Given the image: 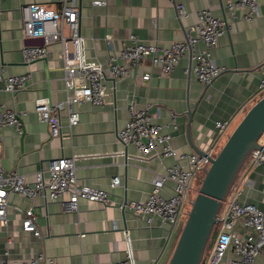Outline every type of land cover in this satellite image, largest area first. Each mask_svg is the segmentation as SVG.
I'll return each mask as SVG.
<instances>
[{
	"label": "crops",
	"instance_id": "crops-1",
	"mask_svg": "<svg viewBox=\"0 0 264 264\" xmlns=\"http://www.w3.org/2000/svg\"><path fill=\"white\" fill-rule=\"evenodd\" d=\"M32 1L49 9L60 8L59 0H0V71L30 73L25 90L14 94L0 91V114L5 107L13 108L22 122L20 134L13 127H0V157L5 170L16 169L28 180L50 159L73 156L80 183L105 189L113 198L143 199L154 173L162 172L174 159L157 153L141 154L133 145L118 140L117 131L127 120L129 101L137 107L148 103L154 121L160 124L166 123L173 111L177 127L171 132V145L178 151L195 153L190 142L204 154L212 146L218 148L228 130L237 125L262 93L257 86L264 72V0H258V15L247 21L244 11L237 10L229 31L212 50L223 71L209 84L200 83L189 70L190 53L170 74L153 68L147 81L134 76L106 77L103 105H73L79 110L78 124L70 133L64 127L61 137L51 138L47 126L38 120L33 102L43 96L52 101L65 98L62 62L57 43L49 47L43 59L34 63L22 59L21 47L38 42L23 38L21 33L19 6ZM76 1L81 15L82 62L92 66L104 65L108 55L120 49L130 34L160 46L183 39L187 27L196 22L200 8H209L220 19L229 16L225 0H103L102 5ZM178 4L185 8V15L177 13ZM149 69L146 60L135 73ZM191 109L194 112L189 123L187 112ZM61 118L65 124V111ZM224 119L230 124L217 136L215 122ZM261 138L264 144V134ZM242 171L241 177L254 182L248 200L264 208V167L251 168L247 161ZM114 175H119L121 181L111 188L109 182ZM170 191L168 186L163 188V193ZM10 200L8 224L0 225V258L5 251L10 260L27 259L44 251L57 264H113L130 254L134 264H166L176 240V233L167 240L165 227L145 226L139 217L98 202L80 199L77 211H63L57 201L43 198L28 201L12 195ZM14 206H31L38 218L40 237L22 230L21 215Z\"/></svg>",
	"mask_w": 264,
	"mask_h": 264
},
{
	"label": "built area",
	"instance_id": "built-area-1",
	"mask_svg": "<svg viewBox=\"0 0 264 264\" xmlns=\"http://www.w3.org/2000/svg\"><path fill=\"white\" fill-rule=\"evenodd\" d=\"M60 8L53 10L36 2L22 3L21 33L23 38L39 40V43L24 44L20 51L25 63H34L47 56L49 47L57 43L62 62L65 98L52 101L49 96L34 99V111L38 120L48 128L51 138H59L64 127L70 133L79 122V110L73 105L89 102L91 105H103L106 95L105 78L127 79L139 77L147 81L151 70L157 68L162 74H170L178 66L179 60L190 53L189 70L202 84H209L222 71L212 55L220 38L229 31L230 24L237 18L236 11L243 10V18L252 21L258 15V0H225L228 18L214 16L209 8L196 11V22L189 25L184 38L173 40L168 46L157 43L147 44L135 34H130L122 47L111 52L104 65H85L81 56L80 5L76 0H59ZM93 5L104 4L103 0H90ZM180 16L186 14L183 5H177ZM107 36L106 40L109 41ZM113 50V49H111ZM148 61L149 70L137 74L135 71L144 61ZM264 69V62L262 63ZM30 73L4 74L0 71V91L17 93L28 87ZM258 92L264 91V72L260 77ZM149 104L137 107L133 101L127 104L128 117L117 131V138L124 145L131 144L144 155L157 153L172 157L174 162L156 172L151 180V188L143 199L113 198L102 188L80 183L75 173L73 156H58L50 159L46 166L27 177L16 169L5 170L0 157V225L7 226V207L11 205L10 196L20 195L28 201L43 198L45 201H57L63 211H77L80 199L101 203L104 207L139 217L145 226L157 225L167 230V240L176 233L177 227L186 215L191 193H195L192 184L200 179L202 169L209 165V156H214L215 147L198 155L194 152L178 151L170 143L171 132L177 127L175 113L170 111L169 120L160 124L154 121ZM65 111L66 122L62 123L61 112ZM230 124L229 119L217 120V136L224 133ZM13 127L18 134L22 130L19 113L5 107L0 114V127ZM167 128V131H163ZM2 135L0 134V148ZM251 168L264 167V153L254 150L247 160ZM264 173V171H263ZM120 176L111 177V188L120 185ZM170 193H163L164 187ZM254 182L243 177L235 182L225 198L218 215L215 228L217 232L207 245L200 264H264V208L248 200V190ZM21 215V228L40 237L38 218L31 206H14ZM0 264H57L53 257L38 251L35 255L22 260H10L8 252L0 258ZM113 264H134L130 254Z\"/></svg>",
	"mask_w": 264,
	"mask_h": 264
},
{
	"label": "water",
	"instance_id": "water-1",
	"mask_svg": "<svg viewBox=\"0 0 264 264\" xmlns=\"http://www.w3.org/2000/svg\"><path fill=\"white\" fill-rule=\"evenodd\" d=\"M194 109L187 112L189 123ZM264 94L244 113L214 156L202 169L200 184L166 264H200L218 222L222 204L254 150L264 153ZM198 155L203 152L190 143Z\"/></svg>",
	"mask_w": 264,
	"mask_h": 264
},
{
	"label": "rangeland",
	"instance_id": "rangeland-1",
	"mask_svg": "<svg viewBox=\"0 0 264 264\" xmlns=\"http://www.w3.org/2000/svg\"><path fill=\"white\" fill-rule=\"evenodd\" d=\"M263 94H264V91H263L262 93H260V95H259V97H258L257 99H259ZM250 106H251V105H250ZM250 106H249V107H250ZM249 107L247 108V110L249 109ZM247 110H246V111H247ZM242 116H243V115H242ZM234 127H235V126H232V127L228 130L227 134L224 136L223 140L220 142L218 148L216 149V152L214 153V155L217 153L218 149H219V148L222 146V144L225 142V140L227 139V137H228V135L231 133V131L234 129ZM262 137H263V135H262ZM261 140H262V138H261ZM242 170H243V169H241L240 172H239V175H238V178H237V180H236V183H238L239 181H241V179L243 178V177H241V176H243V174H242L243 171H242ZM201 176H202V175H201ZM199 184H200V179H195L194 182H193V184H192V188H194L195 190H197ZM194 195H195V193L192 192V193H191V197L194 198ZM189 207H190V205L187 204V205H186V209L188 210ZM185 218H186V215H183V217H182V221H181V223L179 224V226L177 227V230H176V238H177V236H178V233L180 232L181 226H182V224H183ZM216 232H217V228H215V229L212 231V235H211V237H210V241H209V242H211V240H212L213 237L215 236ZM175 241H176V240H175ZM208 244H209V243H208Z\"/></svg>",
	"mask_w": 264,
	"mask_h": 264
},
{
	"label": "trees",
	"instance_id": "trees-1",
	"mask_svg": "<svg viewBox=\"0 0 264 264\" xmlns=\"http://www.w3.org/2000/svg\"><path fill=\"white\" fill-rule=\"evenodd\" d=\"M35 43H39V40H38V42H35Z\"/></svg>",
	"mask_w": 264,
	"mask_h": 264
}]
</instances>
